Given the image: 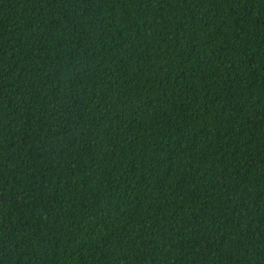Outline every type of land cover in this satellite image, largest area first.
<instances>
[{
    "label": "trees",
    "instance_id": "trees-1",
    "mask_svg": "<svg viewBox=\"0 0 264 264\" xmlns=\"http://www.w3.org/2000/svg\"><path fill=\"white\" fill-rule=\"evenodd\" d=\"M0 264H264V0H0Z\"/></svg>",
    "mask_w": 264,
    "mask_h": 264
}]
</instances>
